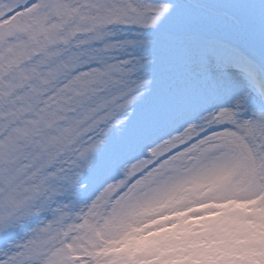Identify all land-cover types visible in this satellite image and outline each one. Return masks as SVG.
<instances>
[{"label":"snow or ice","instance_id":"snow-or-ice-1","mask_svg":"<svg viewBox=\"0 0 264 264\" xmlns=\"http://www.w3.org/2000/svg\"><path fill=\"white\" fill-rule=\"evenodd\" d=\"M0 264H264V0H0Z\"/></svg>","mask_w":264,"mask_h":264}]
</instances>
